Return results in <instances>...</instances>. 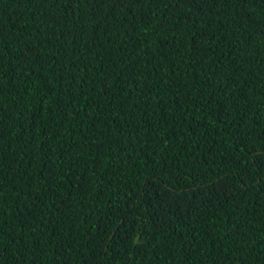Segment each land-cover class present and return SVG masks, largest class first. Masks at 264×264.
Listing matches in <instances>:
<instances>
[{
  "label": "trees",
  "instance_id": "1",
  "mask_svg": "<svg viewBox=\"0 0 264 264\" xmlns=\"http://www.w3.org/2000/svg\"><path fill=\"white\" fill-rule=\"evenodd\" d=\"M0 264H264V0H0Z\"/></svg>",
  "mask_w": 264,
  "mask_h": 264
}]
</instances>
